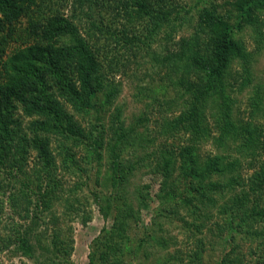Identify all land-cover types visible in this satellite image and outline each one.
<instances>
[{
	"label": "trees",
	"instance_id": "16d2710c",
	"mask_svg": "<svg viewBox=\"0 0 264 264\" xmlns=\"http://www.w3.org/2000/svg\"><path fill=\"white\" fill-rule=\"evenodd\" d=\"M246 27L264 47V0H0V191L17 183L34 156L31 176L7 195L27 223L0 236V250L13 246L37 262L31 238L41 212L51 214L50 243L59 244L54 173L69 162L81 175L79 186L92 172L100 188L92 199L110 220L93 240L88 264H132L128 231L155 201L152 224L182 226L188 264H264V126L258 124L264 85L253 86L251 56L237 37ZM162 38L159 51L154 44ZM119 63L120 73L150 64L165 73L172 91L166 97L164 85L154 88L161 92L154 106L170 113L160 111L143 131L126 128L118 107L107 114L119 93L112 77ZM250 85L242 117L234 94ZM130 150L155 178L128 194L138 167L123 157ZM89 218L84 214L82 222ZM144 233L159 247L173 240ZM214 249L212 262L207 255Z\"/></svg>",
	"mask_w": 264,
	"mask_h": 264
},
{
	"label": "rangeland",
	"instance_id": "374dc122",
	"mask_svg": "<svg viewBox=\"0 0 264 264\" xmlns=\"http://www.w3.org/2000/svg\"><path fill=\"white\" fill-rule=\"evenodd\" d=\"M182 4H191L192 0H179ZM24 21L21 20L17 27L22 26ZM189 32V29H187ZM184 35L186 31L180 30ZM187 32V33H188ZM256 31L250 27H246L242 30L241 33L237 34V37L240 38L245 46L246 51L251 56L250 62V72L253 76L252 84L253 86L264 85V47H259L255 39ZM165 44V40L162 38L161 41L154 44V48L161 50L162 46ZM122 63V62H121ZM119 63L117 71L112 75L114 82L118 81L119 93L116 97L112 108L109 109L107 114L113 112L115 107H118L121 112V121L124 122L126 128L130 126L137 127L139 131L144 130V126L152 127L155 125V121L159 116V112L162 111L163 115H168L170 110L161 109L154 106L155 101L152 102V99L161 98V92L156 91L154 88L158 85H164L166 90L165 82V73L156 72V69L148 63H143L142 66L137 67L131 66L130 70L126 72H121V66L123 64ZM133 68H139L137 71ZM134 70V71H133ZM235 77H240V66L234 65L232 68ZM251 84V85H252ZM251 85L248 88H245L241 92L235 93L237 99L235 112L239 113V116H246L248 114V99L251 96V90L253 86ZM147 87V88H143ZM149 89H152L153 92H150ZM160 89V88H158ZM171 90H166V97L171 95ZM155 93V94H154ZM151 103V104H150ZM236 112V113H237ZM146 114V118L139 120V118ZM259 116V115H258ZM85 124V122L83 121ZM260 126H264V120L260 119L258 121ZM150 135L158 138L155 134L150 132ZM53 154L56 157L57 163H59L60 157L57 154L56 145H52ZM79 157V153H75ZM138 152L128 151L126 155L129 156L131 161L136 162V171L133 176L129 178V183L126 186L128 194H131L134 189L139 185L148 183L150 177H153L154 174L147 172L146 168L142 167L138 156ZM34 156L30 154V157L27 161V166L25 168V174H17L16 179L17 183L9 184V187L3 191H0V199L4 203L2 213H0V236L11 233V227H16V225H26L27 221L23 222L17 211L15 212L9 205H7L8 196L11 192H16L21 188V182L25 180V177L31 176V170L34 164ZM77 161V159H76ZM139 161V162H138ZM81 167H86V165L78 160L76 165ZM67 168L63 169L61 167L56 169L55 178L60 183V192L61 200L56 202L54 207V212L57 215L56 226H58V235H59V244L54 246L50 243V238L52 235L53 224L48 222V218L51 214L45 212L40 213L42 220V225L40 228L37 227V230L34 231L33 237L31 238L32 243L35 247V255L37 256V262L30 260L26 257L21 256L13 246L5 250H0V264H10L17 263L19 261H24L27 264H88V254L91 251L93 240L102 233L101 231L105 228H108L110 225V220H105L100 211L98 203L94 202L92 199L91 191L93 188H98L94 181L93 174L89 172L90 175L87 185H80L81 175L78 173L75 166H70L71 164L67 163ZM155 178V177H153ZM96 185V186H94ZM100 189V188H98ZM157 205V201L150 202V205L147 209L141 211L140 219L137 221L135 228L128 231V237L133 241V252L132 264H169L165 262V259L168 255H172L170 264H188L187 259L184 258V255L190 249L189 242L186 238L185 232L179 228L178 224L173 221H166L165 219L158 220L160 223V228L156 225H153L154 217V208ZM84 214H89L90 218L83 223L82 217ZM50 219V218H49ZM43 221L45 222L43 224ZM50 221V220H49ZM2 223V224H1ZM11 225L4 227L2 225ZM177 225V226H176ZM47 227V229H45ZM158 230L154 231L155 229ZM147 229L152 237L159 236L164 237L166 240L173 239L175 241L172 243L171 240L168 241L167 246L159 247L157 242L151 240V238L144 236V231ZM36 238V240H35ZM175 238V239H174ZM215 248V247H214ZM209 258L214 262L216 260V249L209 250ZM174 256V257H173ZM53 258L52 263H48L47 259ZM182 260L181 263L177 262ZM162 261H164L162 263ZM183 262V263H182Z\"/></svg>",
	"mask_w": 264,
	"mask_h": 264
}]
</instances>
